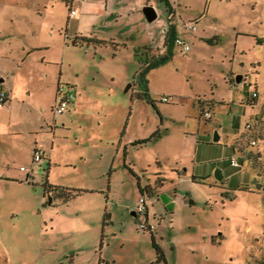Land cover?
Wrapping results in <instances>:
<instances>
[{"label": "rangeland", "instance_id": "rangeland-1", "mask_svg": "<svg viewBox=\"0 0 264 264\" xmlns=\"http://www.w3.org/2000/svg\"><path fill=\"white\" fill-rule=\"evenodd\" d=\"M171 1L176 34L189 49L174 43L167 59L141 73L144 55L134 50L164 49L163 4L152 21L140 6L96 27L114 33L112 41L73 44L65 0H0V65L13 69L22 40L48 41L65 58L63 75L87 84L67 120L44 110L54 82L42 73L31 104L15 109L41 118L33 135L45 155L34 160L28 145L7 152L0 144V264H264V0ZM187 20H196L194 31L182 27ZM207 109L211 118L201 113ZM255 116L260 138L249 146L239 134ZM156 129L148 141L130 142ZM49 183L77 192H45ZM144 184L160 190L143 193L153 232L140 227L144 214H131ZM105 205L113 216L102 231Z\"/></svg>", "mask_w": 264, "mask_h": 264}, {"label": "crops", "instance_id": "crops-1", "mask_svg": "<svg viewBox=\"0 0 264 264\" xmlns=\"http://www.w3.org/2000/svg\"><path fill=\"white\" fill-rule=\"evenodd\" d=\"M68 5H70L67 15H66V27H72V37L76 36H89L95 38L96 40L112 41L115 37L114 33H101L96 30L97 26L100 24L103 26H111L118 22V17L120 16V10L126 16L130 17L131 13L138 7L145 4H151L154 6L155 10L158 4H161L159 0H65ZM173 12L175 10L174 4L169 0ZM77 6L76 7H74ZM47 8V7H45ZM70 9H74L73 14L70 13ZM47 10L44 11L46 15ZM157 13V10H156ZM49 27H45V32L49 37L55 35V27L49 22ZM49 30V31H48ZM67 32V31H66ZM64 33L66 37L69 32ZM166 34V27L163 28L160 33L159 39L164 43V37ZM1 40V39H0ZM63 40H65L63 38ZM258 40L262 42V38L258 37ZM97 41L91 42L96 43ZM102 43V42H101ZM65 45L62 49L68 46V43L64 42ZM145 46L152 47L151 45L145 44ZM19 51L16 54L11 55V62L13 69L8 70V65L3 62L0 65V89H4L7 93V100L4 104L0 105V144L8 152L9 149L22 150L28 145V148H37L38 138L33 135L38 129L43 127V123L40 117L36 118H24L20 117L15 113L16 108L23 109V107L31 104L32 99V89L34 88L33 81L36 76L45 75L53 80V97L51 101L43 105L44 110L50 106L53 110V105L56 99L57 85L60 81L68 83L74 90L75 96L73 100L69 103L68 108L64 111V118H71L73 112H77L81 108L83 101V89L87 87V84L80 81L78 74L71 78L70 76L63 75V67L65 66V58L61 56H56L54 50L48 41L39 42H27L22 40L19 45ZM163 49H161L162 51ZM160 53V52H159ZM142 54V53H141ZM151 54V53H150ZM153 54V53H152ZM158 54V53H156ZM60 55V54H59ZM10 59V58H9ZM53 63H59L58 68H51ZM70 63H67L69 65ZM58 69V70H57ZM58 71V74L56 73ZM55 73L57 75H55ZM54 76V77H53ZM47 86V85H46ZM105 107H109L106 103ZM101 110L102 107L100 108ZM100 110V111H101ZM61 113V114H63ZM62 120V124H64ZM100 121V119H99ZM101 122V121H100ZM56 125L53 124L54 128ZM218 131V130H217ZM23 133V134H22ZM122 135V134H121ZM121 135L119 141L121 140ZM20 139V142L18 140ZM33 139V142L31 143ZM131 140L130 142H132ZM18 143V144H17ZM44 152V150H43ZM45 155V152H44ZM48 160L54 162L53 157L48 158ZM8 167V166H7ZM28 180V179H27ZM50 184V183H49ZM52 185V184H51ZM56 186V185H53ZM63 187V186H61ZM140 194L147 191L149 194H155L158 196V192L154 186H149L148 184L139 185ZM50 192V191H49ZM59 192L58 190L54 193ZM76 194V193H75ZM74 194V195H75ZM73 196V195H72ZM71 196V197H72ZM137 200V199H136ZM136 200L132 202L130 208H134ZM147 210L146 221H149V211ZM107 212V216L104 217V213ZM112 211L107 205L104 206V210L101 215L102 231L104 226L112 221ZM155 226L153 227L154 230ZM151 230V232H153ZM153 235V234H152ZM154 236V235H153ZM161 247V246H160ZM165 257V254H164ZM166 260V257H165Z\"/></svg>", "mask_w": 264, "mask_h": 264}, {"label": "built area", "instance_id": "built-area-1", "mask_svg": "<svg viewBox=\"0 0 264 264\" xmlns=\"http://www.w3.org/2000/svg\"><path fill=\"white\" fill-rule=\"evenodd\" d=\"M75 12L74 9H70V13L73 14ZM182 27L185 30L188 31H194L196 29V20H187L183 21ZM175 44L179 45L182 51H187L189 49V43L184 40L180 35L176 34L174 37ZM164 49L160 52H164ZM257 95L256 91H253L251 94V98L254 99ZM75 96V90L66 82L60 81L57 85V90H56V99L53 105V112L55 118H57L61 113L67 110L69 103L73 100ZM165 98V97H163ZM7 100V93L4 89H0V105L4 104ZM203 116L205 118H211L212 112L211 110H203L202 112ZM258 117L255 116L254 120H248L245 124V130L243 131L244 134L246 135L241 136L239 134V138H244L246 139L247 143L249 146H255L257 141L260 138V130L258 128L254 127V124L257 122ZM236 138V139H239ZM242 151H245V148L242 149ZM44 156L43 150L39 148L34 149V154L33 158L34 160H40ZM230 163L233 165H237L238 161L235 158L230 159ZM21 169H26V167L21 166ZM33 170L30 169L27 174V179L32 175ZM135 211L138 214H144L146 211V204H145V196L144 194H140L138 199L136 200V204L134 206ZM140 227L142 228H150L152 229L154 226L151 223H148L147 221H140L139 223Z\"/></svg>", "mask_w": 264, "mask_h": 264}, {"label": "trees", "instance_id": "trees-1", "mask_svg": "<svg viewBox=\"0 0 264 264\" xmlns=\"http://www.w3.org/2000/svg\"><path fill=\"white\" fill-rule=\"evenodd\" d=\"M161 4L164 5L165 10L167 11V15H168V21H169V25L168 28H166V34L164 37V46H165V50L162 53H158V54H150V47L148 46H143L141 50H139V48H136L135 54L136 55H140V53H142L144 56L141 58H139L140 62L142 63L141 68H140V72L143 73L145 70H147L148 68L160 63L161 61H164L165 59L168 58L170 50L172 45L174 44V37L176 35V29L173 22V7L170 3L169 0H159ZM102 42L104 43V41L102 40H96L95 38L89 37V36H74L71 37V43L73 44H83V43H89V42ZM143 96H145L147 99H149L148 95L146 92L143 93ZM202 113V112H201ZM158 130L156 129L149 137H142L136 140H133L131 143L132 144H136V143H144L146 141L149 140L150 137L152 136H157L158 135ZM259 154H254L253 157H257ZM241 188H244V186H241ZM59 191L60 194L65 195L66 198H70L72 195H74L77 190H73L71 191V189L69 188H63L61 186H53L51 184H46L45 187V192H49V191ZM107 216V212L104 213V217ZM153 238V235H152ZM152 244L155 248L156 251V256L159 260H165L164 257V252L162 250V248L160 247V245L153 239Z\"/></svg>", "mask_w": 264, "mask_h": 264}, {"label": "water", "instance_id": "water-1", "mask_svg": "<svg viewBox=\"0 0 264 264\" xmlns=\"http://www.w3.org/2000/svg\"><path fill=\"white\" fill-rule=\"evenodd\" d=\"M142 11H143V13L145 15V18L148 21H152L157 16L156 10H155L154 6L151 5V4H145V5H143L142 6ZM240 79H241V75L238 74L236 76V80L239 81ZM129 85H130V83H129ZM218 137H219V133H218L217 129H215L214 130L213 139L216 140ZM214 176L218 180H221L222 179V170H221V168H219V167H216L215 168V170H214Z\"/></svg>", "mask_w": 264, "mask_h": 264}, {"label": "flooded vegetation", "instance_id": "flooded-vegetation-1", "mask_svg": "<svg viewBox=\"0 0 264 264\" xmlns=\"http://www.w3.org/2000/svg\"><path fill=\"white\" fill-rule=\"evenodd\" d=\"M146 208H147V206H146ZM131 214H132V215H135L137 218H138L139 215H140V214H138V213L135 211L134 208L131 209ZM144 215H145V221H146L147 210L145 211ZM143 229H149L150 231L153 230V228H152V229H150V228H143Z\"/></svg>", "mask_w": 264, "mask_h": 264}]
</instances>
